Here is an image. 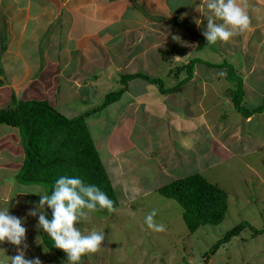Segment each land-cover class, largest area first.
<instances>
[{
	"label": "rangeland",
	"instance_id": "374dc122",
	"mask_svg": "<svg viewBox=\"0 0 264 264\" xmlns=\"http://www.w3.org/2000/svg\"><path fill=\"white\" fill-rule=\"evenodd\" d=\"M209 55L210 58L203 59L201 64L213 60L217 64L224 63L213 52ZM57 56L64 58L59 53ZM81 56L82 59L88 58L87 52ZM106 64H109V59L101 54L92 60V67L89 68L92 69L93 83H96L97 78L100 83L103 78L107 82L104 86L92 85V112L87 118L90 123L89 133L107 173L111 174L112 187L119 205L108 215L93 213L90 220L81 221L77 225L85 234L92 230L105 233L101 250L85 254L80 264H205L206 261L208 264H264V233L255 234V231H264V93H254L258 90L264 92L261 90L264 89V82L256 83L253 80V84H247L242 76H235L232 68L230 74L227 73V81L235 83V93L226 92V88L219 89L216 83L206 87L209 93L199 90L189 93L193 90L186 87H195L199 83H192L196 77L192 76L193 69L189 66H186L189 72L184 70V74L179 75L177 68L183 67V64H179L175 69L176 77L171 76L169 83H162L165 92L172 87L179 88L176 91L179 97L168 96L165 104L167 111L163 115L161 108H158V112L151 113L150 119H145L147 114H141L140 121L136 119L133 125L123 114L129 105V99L123 93L127 90L126 83L121 79L115 81L116 72L110 75L112 67H104ZM100 66H103L102 69ZM199 86L198 89H202L201 83ZM152 91L160 93L157 84H154ZM35 92L40 94L39 90ZM0 93L6 92L2 90ZM237 95V103H241L244 114H253V110L260 107L257 109L260 112L254 114L257 120L253 123L245 124V115L235 103ZM75 96L64 98L68 102L62 105V97L56 98L53 92L39 99H45L41 101L53 106L59 114L74 119L83 115L78 114L82 102ZM104 101L109 104L104 105ZM186 102L191 105L190 110ZM201 108L206 111L203 119L200 117ZM175 109L182 116L192 112L191 115L198 118L193 119L192 124L175 122L170 118ZM70 112L75 114L74 118H71ZM112 128L115 131L107 138ZM136 138L140 140V147L144 146L146 152L152 153H142L135 145ZM151 140L157 141L154 148L149 147ZM20 141L23 142L20 129L0 126V209L8 207L10 215L24 222L23 226L27 229L26 252L32 251L31 259L38 257L41 264H68L64 260L67 258L63 251L64 259L46 247L42 230L36 227L38 217L27 215L39 203L40 197L37 194L46 189L17 181L16 177L21 174L25 159ZM184 141L193 146V152L185 148ZM168 142L175 145L177 157L173 163L167 162L169 170H161L164 175H159V162L157 164L148 159L166 160L169 153L163 146ZM159 143H164L161 148ZM122 149L125 154L120 155L117 161L111 159L112 154L116 152L118 155ZM151 164L152 167L148 168ZM114 165L122 168L117 170ZM162 166L166 168V165ZM194 174L202 175L226 191L229 206L221 224L200 226L191 233L183 218L184 208L159 191L173 181ZM153 210L156 212L154 221L163 224L165 231H153L145 223V217ZM45 211L47 214V209ZM242 223L248 224L242 233L208 259L206 255L212 247L228 231ZM0 249L9 257L14 256L16 251L15 246L7 242L0 244Z\"/></svg>",
	"mask_w": 264,
	"mask_h": 264
},
{
	"label": "crops",
	"instance_id": "0c3cea01",
	"mask_svg": "<svg viewBox=\"0 0 264 264\" xmlns=\"http://www.w3.org/2000/svg\"><path fill=\"white\" fill-rule=\"evenodd\" d=\"M202 5L203 0H0V91L6 92L0 93V109L12 106L13 98L44 101L39 97L53 92L56 98L62 97L61 105L68 102L64 98L77 95L75 97L82 102L78 114L89 115L92 112V85L104 86L107 82L103 78L100 83L97 78L93 83L92 69H89L92 60L101 54L109 59V64L104 67H112L110 75L116 72L115 81L141 74L169 83L171 76L176 77V67L183 64L182 68H177L179 75L184 74V70L189 72L186 67L189 66L193 69L192 76L196 77L192 83L202 84V89H198L199 84L187 86L193 90L189 93L195 90L209 93L206 87L214 83L219 89L226 88V92L235 93V83L227 81V73L232 68L235 76H242L247 84H253V80L264 82V0H248L250 26L246 32L235 35L228 42L208 45L202 35L207 25L206 18L202 16L207 14V9ZM196 20L203 23L197 26ZM84 52H87V59H82ZM210 52L224 63L217 64L213 60L201 64L203 59L210 58ZM58 53L64 58H58ZM176 57L181 58L176 59L177 63ZM125 82L127 90L123 93L129 99V105L123 114L130 123L135 125L136 119L140 121L141 114H147L145 119H150L151 113L158 112V108H161L162 115L166 113L169 95L159 96L152 91L154 85L139 78ZM62 93H66L65 96H61ZM254 93L264 92L258 90ZM170 96L179 97L176 92ZM186 105L190 110L191 105L188 102ZM201 111L202 118L206 111L203 108ZM191 114L182 116L175 109L170 118L175 122L192 124L198 116ZM69 115L75 117L71 112ZM243 119L245 124H251L257 117L253 115ZM85 120L90 124L87 117ZM114 131L112 128L107 138ZM156 142L151 140L149 147L154 148ZM163 144L159 143L160 148ZM174 146L169 142L163 146L169 153L165 157L167 161L148 159L159 162V175H164L160 171L169 170L167 162L171 164L177 157ZM184 146L193 152L192 145ZM141 151L152 153L146 152L144 147ZM122 154H125L123 149L110 157L117 161ZM231 154L233 156V151ZM114 167L117 170L122 168ZM27 251L26 258L31 259L32 251ZM16 254L15 251L14 256Z\"/></svg>",
	"mask_w": 264,
	"mask_h": 264
},
{
	"label": "trees",
	"instance_id": "16d2710c",
	"mask_svg": "<svg viewBox=\"0 0 264 264\" xmlns=\"http://www.w3.org/2000/svg\"><path fill=\"white\" fill-rule=\"evenodd\" d=\"M127 76L124 81L131 78H139L159 88V96L174 94L179 88H172L164 91L163 81L141 74ZM155 80V81H154ZM157 82V83H156ZM126 83V82H125ZM163 91L164 93H161ZM237 108L243 113L240 104ZM112 99L110 98V102ZM13 105L8 109H0V126H8L12 129H20L22 135L21 144L24 150V163L21 174L16 179L24 185H38L45 187L51 195L52 188L58 177L62 175L81 178L86 184L99 187L113 201V210L117 209L118 201L114 194L109 175L104 167L99 151L93 138L89 133V126L85 120L88 114L77 118L69 119L55 110L47 102L24 101L13 98ZM109 104L104 101V105ZM103 105V106H104ZM259 109V108H258ZM254 113L244 114L246 118L252 117ZM140 140L135 139L139 146ZM145 148V147H144ZM112 172L114 169L111 170ZM164 197L177 201L184 209L183 218L189 231L195 232L200 226L219 225L225 218L228 211V194L219 188L218 185L210 183L200 174L187 176L186 178L173 181L170 185L159 191ZM47 218L51 219V210L47 209ZM112 211H97L100 215H108ZM248 224L242 223L219 240L206 257L209 259L219 249L238 237ZM43 233V232H42ZM264 231H255V234ZM43 241L46 247L55 251L63 259L62 251L54 248L50 237L43 233ZM46 240V242H45ZM67 260V259H64ZM205 264H208L207 261Z\"/></svg>",
	"mask_w": 264,
	"mask_h": 264
},
{
	"label": "clouds",
	"instance_id": "9594fccd",
	"mask_svg": "<svg viewBox=\"0 0 264 264\" xmlns=\"http://www.w3.org/2000/svg\"><path fill=\"white\" fill-rule=\"evenodd\" d=\"M202 6L207 9V14L202 15L207 20L206 30L202 33L207 45L228 42L249 29L248 0H203ZM195 23L200 26L203 21L196 20ZM37 195L39 203L27 215L38 217L36 227L50 237L55 249L66 254L68 264H80L85 254L101 250L105 233L92 230L85 234L77 225L90 220L97 211L113 210V201L105 192L96 185L86 184L79 177L62 175L56 179L51 195L47 191ZM45 209L51 210V219L47 218ZM155 215L153 210L145 217L148 228L156 232L165 231L163 224L154 221ZM23 225L21 218L10 215L8 207L0 209V244L7 242L15 246L17 252L9 257L0 249L3 253L0 264H41L38 257L26 258L27 229Z\"/></svg>",
	"mask_w": 264,
	"mask_h": 264
}]
</instances>
